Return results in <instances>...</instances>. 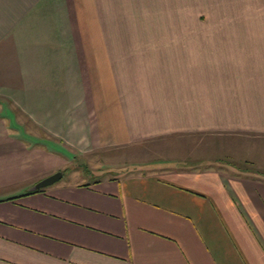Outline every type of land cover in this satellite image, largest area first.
Here are the masks:
<instances>
[{"label":"crops","instance_id":"obj_1","mask_svg":"<svg viewBox=\"0 0 264 264\" xmlns=\"http://www.w3.org/2000/svg\"><path fill=\"white\" fill-rule=\"evenodd\" d=\"M0 264H264V0H0Z\"/></svg>","mask_w":264,"mask_h":264},{"label":"rangeland","instance_id":"obj_2","mask_svg":"<svg viewBox=\"0 0 264 264\" xmlns=\"http://www.w3.org/2000/svg\"><path fill=\"white\" fill-rule=\"evenodd\" d=\"M146 18H142V17ZM139 17V18H135ZM127 20H134V19H146V20H165L166 15L164 13V8L162 5H158L157 10L155 13H147L142 14L141 16L138 14H134L133 16L126 17ZM99 31V30H92V32ZM157 32L158 35H163L162 32L158 30H154ZM163 31V30H161ZM129 35H144L146 30H129ZM127 35V34H126ZM46 136V135H45ZM182 140L179 136H173L172 138H164V139H155L153 141H147L142 142L138 144L137 146H126L121 148H108L106 150H103L102 152H94L92 153L91 150H86L85 152H79V155H75V161L78 166L80 167H89L92 168V166H99L100 164H104L107 162L110 163H116L114 166H121L125 165L130 166L131 163H136L141 161V159H154L157 158L160 154L161 150H174L181 148ZM159 153V154H158ZM168 154L170 153L167 152ZM87 154V155H84ZM164 154V153H163ZM105 164L103 168L109 169V165L107 166ZM127 166V167H128ZM105 169L102 171L99 170L98 172L89 173L87 170H83L78 174H71L68 172V170H63V178H79V179H86L87 181H90L94 178V175L101 174L100 172H104ZM56 171H61V169H57ZM116 170L113 169L112 172H115ZM62 172V171H61ZM22 190V189H21ZM16 187L11 188L8 191L17 192L21 191ZM23 191V190H22ZM6 192V191H5ZM8 193V192H7Z\"/></svg>","mask_w":264,"mask_h":264},{"label":"water","instance_id":"obj_3","mask_svg":"<svg viewBox=\"0 0 264 264\" xmlns=\"http://www.w3.org/2000/svg\"><path fill=\"white\" fill-rule=\"evenodd\" d=\"M62 177V172L61 171H56L53 172L51 174H49L48 176L40 179L39 181H37L33 186H32V190H36L39 188H44L48 185L53 184L54 182H56L57 180H59Z\"/></svg>","mask_w":264,"mask_h":264},{"label":"trees","instance_id":"obj_4","mask_svg":"<svg viewBox=\"0 0 264 264\" xmlns=\"http://www.w3.org/2000/svg\"><path fill=\"white\" fill-rule=\"evenodd\" d=\"M42 188H39V189H36V190H32L31 192H35V191H39L41 190Z\"/></svg>","mask_w":264,"mask_h":264}]
</instances>
